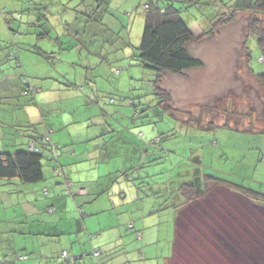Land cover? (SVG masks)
<instances>
[{
	"label": "crops",
	"instance_id": "obj_1",
	"mask_svg": "<svg viewBox=\"0 0 264 264\" xmlns=\"http://www.w3.org/2000/svg\"><path fill=\"white\" fill-rule=\"evenodd\" d=\"M236 1L244 4L248 0ZM68 2L0 0V8L6 9V17L0 16V148L12 151L27 142L26 135L16 130L20 123L34 124L40 134H47L62 147L58 163L61 170L56 171V162H53L45 170V179L34 183L37 185L22 188L23 184L16 180L13 188L8 183L9 186L3 187L8 190L0 189L5 194H1L0 203L7 201L19 206L17 218L26 223L21 226L15 222L12 230L16 233L11 237L24 242L26 237L22 235L31 234L30 248L38 252L32 257L21 253L27 258L18 259L21 262L16 264H94L92 258L86 256V253L91 255L94 248L103 250L98 258L101 264L118 261L147 264L152 252L148 255L149 249L155 243L164 244L166 253L163 251L156 257L169 264L175 250L179 211L190 203H184L178 184L190 178L191 164L186 157L182 160L184 170L176 176L174 172L167 176L165 174L174 169L175 163L172 155H168L166 148L169 146L161 144L162 138L152 149L150 146L155 140L145 139L141 129L118 128L115 125L118 121H107L108 116L98 119L88 109L82 111L92 104L100 113H107L99 98L92 102L94 99L90 96L96 98L100 89L99 73L95 74L97 66L107 61L105 65L111 68L113 61L108 57L101 61L102 55L100 60L92 59L81 51L86 45L95 49L92 43L96 32H93L92 23L102 20L98 11L108 0H91L95 10L76 3L78 6H74L79 10L93 12L83 20L73 14L55 13V8ZM117 2L127 8L130 15L134 13L135 10L128 8V0ZM31 4L35 6L23 12L24 7ZM39 15L46 17L52 30L44 35L39 29L40 39L32 42V38L24 37L20 29L26 31L28 25L37 27L34 22ZM197 28L199 34L205 29L200 25ZM10 52L18 57L20 66L10 58ZM83 58L86 59L79 66L81 70L75 79H67L57 65L77 66ZM24 74L38 88L30 100L21 99ZM89 77L94 79L90 81L93 84L82 89L80 86H84ZM117 92L114 89L109 94ZM6 113H11L12 118L7 119ZM111 117L115 118L114 113ZM184 144L189 146L187 142ZM169 158L172 160L167 162ZM153 182L163 187L155 189L151 187ZM144 189L148 190L144 192ZM130 223L135 229H130ZM136 230L143 232L140 239ZM90 235L95 237L90 239ZM62 251L72 256L74 262L66 261Z\"/></svg>",
	"mask_w": 264,
	"mask_h": 264
},
{
	"label": "rangeland",
	"instance_id": "obj_2",
	"mask_svg": "<svg viewBox=\"0 0 264 264\" xmlns=\"http://www.w3.org/2000/svg\"><path fill=\"white\" fill-rule=\"evenodd\" d=\"M79 1L81 6L87 5L95 10L91 0H69L66 8L59 7L54 11L57 14H76L74 4ZM117 1L108 0L98 11L99 16L102 14V20L92 23L93 32H96L92 43L95 49L86 45L81 51L91 55L92 59L100 60L99 56L102 55L101 61L105 60L104 57L113 61L111 68L105 65L107 61H99L101 65L97 66L95 74L99 73L100 89L96 92V98L90 96L94 99L92 102L99 98L101 107L107 113L101 114L92 104L82 111L88 109L98 119L108 116L107 121H118L115 124L118 128L131 126L133 130L141 129L140 133H144L145 139L155 140V144L150 146L152 149L162 138L161 144L169 146L166 148L168 155H172L175 163L174 169L165 174L167 176L182 172L185 167L182 160L186 157L196 165L194 153L195 157L201 158L198 164L201 175H217L264 192V133L243 130V126L251 123L256 129L264 128V93L255 75L247 68L243 49L245 41L249 40L248 47L253 53L251 66L263 71L264 63L257 60L260 57L255 42L257 38L251 35L248 26L251 19L255 18L264 27V15L236 9V0H202L181 13L197 36L200 35L197 25L206 28L211 21L231 14H235L236 18L221 29L220 36L214 41L205 39L190 43L191 53L202 59L204 66L189 70L186 78L171 73L167 75L162 87L169 89L173 96V107L167 108L164 106V97L158 94L159 90L155 86L156 72L135 59L144 31L145 0H128V8L135 10L132 15ZM79 19L83 20L84 17L80 14ZM21 22L25 21L21 19ZM20 31L25 33L24 37H31L32 42L41 37L36 26L28 25L26 31ZM85 59L79 60L77 66L68 63L57 65L67 79H75ZM90 81L94 79H86L85 88L89 87ZM114 89L118 92L110 95V90ZM28 97L23 94L21 99L28 100ZM251 109L254 110L252 116ZM112 113L115 118L111 117ZM246 114L249 116L247 120L243 118ZM6 116L7 119L12 118L11 113H6ZM226 121L229 122L227 126ZM186 142L191 143V146L184 144ZM171 160L169 158L167 162ZM180 163L181 166H178ZM51 166L52 162L44 161V170ZM192 172L194 176V166ZM182 183L178 184L179 189ZM26 185L37 184L23 183L21 187ZM151 187L156 189L163 185L153 182ZM147 190L144 189V192ZM17 207L7 201L0 203V259L7 254L8 263H12L11 259L14 260L18 252L28 253L29 257L38 253L30 248L31 234L22 235L26 237L23 242L11 237L16 232L7 231L17 221L18 225L26 226L23 219L17 218ZM178 215L177 239L174 242L175 264H264L262 202L253 201L226 187L213 186L204 197L183 206ZM21 245L26 246L23 248ZM150 251L147 264L163 263L156 256L165 251L164 244L155 243L148 255Z\"/></svg>",
	"mask_w": 264,
	"mask_h": 264
},
{
	"label": "trees",
	"instance_id": "obj_3",
	"mask_svg": "<svg viewBox=\"0 0 264 264\" xmlns=\"http://www.w3.org/2000/svg\"><path fill=\"white\" fill-rule=\"evenodd\" d=\"M83 1V0H82ZM199 0H145L144 1V31L142 34L141 42L137 47V55L135 54V59L139 63L152 69L156 72V78L154 80L155 86L157 88L158 94L164 97L165 105L167 108L173 107V96L171 91L162 87L164 79L167 75L175 74L183 77H187L189 70L194 68H199L204 66V62L199 57H195L189 48L190 43L199 42L202 40L214 41L221 34V29L225 26L234 22L236 15L231 14L229 17H219L217 21H211L208 27L197 36L190 28V23L186 21L182 16L186 9L188 11L189 7L196 6ZM234 7L236 9H241L245 11H253L254 15L262 14L264 15V0H253L239 3L234 2ZM81 5V2H78ZM84 4V2H83ZM241 4L242 7H238ZM63 5V4H62ZM76 5V4H74ZM32 7L35 5L32 4ZM78 6V5H76ZM28 7H24L23 12L28 11ZM63 8H66L63 6ZM77 8V7H75ZM185 8V9H184ZM31 9V8H29ZM77 18L80 14L84 17L86 15H92L93 12H87V9L82 10L76 9ZM61 14V13H58ZM223 14V13H222ZM221 15V14H220ZM0 16L6 17V9L0 8ZM90 19V18H89ZM34 24L42 31V34L47 35L51 29V25L48 24L46 17L36 18ZM5 23V21H4ZM10 26V23L7 22ZM249 32L251 35H255L257 38L255 40L260 57H257L259 63H264V27L258 23L255 18H252L249 23ZM40 31V33H41ZM252 31V32H251ZM249 33V34H250ZM11 43V42H10ZM249 40H246L243 46L246 55L247 68L250 72L255 75V78L263 90L264 93V70L257 71L252 68L251 61L253 59V53L248 47ZM10 58L16 63L17 67L20 66L18 57L10 52ZM22 91L21 94L30 97L37 93L38 88L30 83L29 78L24 74L21 77ZM73 85V84H72ZM78 85V84H77ZM84 85V84H81ZM79 87V86H78ZM84 89V86H80ZM80 88V89H81ZM254 114V110H250V115ZM238 113V117H239ZM250 116V117H251ZM249 116L247 114L243 118L247 120ZM229 122L226 121V126ZM238 123V122H237ZM9 125V121L7 122ZM239 125V124H238ZM10 128V126H9ZM243 130L248 132H258L264 133V128L256 129L254 124H249L248 126H243ZM16 130L20 133H24L27 137V142H24L22 146H14L15 148L11 150H2L0 148V189L5 186H9L11 183L13 188L14 181L18 180L20 184H34L41 182L45 179L44 161L45 162H56L55 170H61L59 166V158L62 156V147L52 141L50 136L47 134H40L37 127L34 124H18ZM188 143V142H187ZM27 144V148L25 147ZM191 146V143H188ZM191 149V148H190ZM189 149V151H190ZM192 154V152H191ZM193 160L196 165H193L191 160L188 162L191 164L190 168V178L180 186L181 193L184 197V203L192 202L204 197L208 190L213 186L226 187L232 191L238 192L241 195L253 200L259 201L264 204V192L258 191L250 186L244 184H238L236 181H230L228 178H221L213 174L201 175L198 164L201 162L200 157H195L193 153ZM189 159V158H188ZM193 166L195 168V175L193 176ZM11 181V182H10ZM211 186V187H210ZM3 191V190H2ZM0 192L4 195V192ZM53 209L49 210L52 212ZM19 222V221H17ZM130 229H135L133 223L129 224ZM12 226L7 228V231H11ZM13 231V230H12ZM14 232V231H13ZM0 231V238H1ZM142 231L136 230L137 238L142 237ZM95 235H90L89 238L93 239ZM65 251H62L63 258L68 262H74L72 256H68ZM18 255L11 259L12 263H8L9 257L5 254L0 259V264H16L18 259L27 258V256ZM103 254L101 248H94L91 255L86 253L94 261V264H101L98 259ZM16 260V261H15ZM175 256L170 259L169 264H175Z\"/></svg>",
	"mask_w": 264,
	"mask_h": 264
},
{
	"label": "built area",
	"instance_id": "obj_4",
	"mask_svg": "<svg viewBox=\"0 0 264 264\" xmlns=\"http://www.w3.org/2000/svg\"><path fill=\"white\" fill-rule=\"evenodd\" d=\"M66 255V253H64Z\"/></svg>",
	"mask_w": 264,
	"mask_h": 264
}]
</instances>
